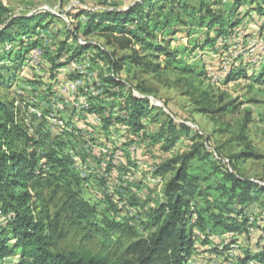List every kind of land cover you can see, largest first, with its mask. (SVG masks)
Masks as SVG:
<instances>
[{"label":"rangeland","instance_id":"1","mask_svg":"<svg viewBox=\"0 0 264 264\" xmlns=\"http://www.w3.org/2000/svg\"><path fill=\"white\" fill-rule=\"evenodd\" d=\"M133 1L0 0V26L17 17L36 15L31 27H39L28 35L13 28L0 38V95L15 101L30 135L46 137L47 147H55L57 154L67 156L71 164L64 179H52L51 186L43 191L50 215L57 216L54 248L61 253L87 250L111 263H116L131 243L148 239L154 233L151 214L165 202L164 189L174 174V170L165 172L163 167L190 153L195 142L197 153L189 171L201 178V186L222 180L221 172L214 169L216 162L245 179L264 184V75L260 76L264 53L261 37L252 32L256 25L264 24V18L252 12L240 29L223 37H216L213 28L207 36L215 39V45L206 46L208 28H201L196 19L198 0H153L154 11L149 19L153 38L148 41L154 46H166L172 57L168 62L165 57L159 58L161 65L168 63L161 72V81L128 63L122 64L118 74L121 83L115 87L106 82L110 63L103 51L114 61L128 52L107 46L103 51L97 50L104 41L99 29L83 35L92 21L86 15L123 11ZM227 1H218L215 11L227 13ZM231 17L226 15L225 19ZM198 42L201 46L197 48ZM81 43V50L77 51ZM151 54L154 51L142 53ZM61 63L62 67H58ZM204 67L212 71L209 80L200 77L206 71ZM231 67L240 69L238 78L228 82L225 74ZM184 68L194 73L187 75ZM52 72L55 81L50 79ZM70 85H74L73 90ZM187 91H193V98L207 93L215 109L226 107V111L221 116L197 113L185 96ZM132 95L143 99L148 109L144 127L137 133L115 120L119 117V103L131 106ZM167 112L192 129L193 140L192 135L184 136L170 148L162 136L152 139L168 123ZM108 120L112 123L106 127ZM240 153L246 157H236ZM83 155L87 156L84 162L80 158ZM107 167L110 170L105 172ZM45 172L47 179L51 177L49 169ZM210 191L212 198L219 196L218 191ZM190 201L199 212L203 200L198 192ZM83 205L94 210L81 213ZM258 206H252L254 215L250 222L262 214ZM260 222L262 226L264 220ZM252 228L250 237L258 233ZM187 230L195 237V249L187 264H232L237 246H231L226 254L215 255L212 243L201 244V232L191 221ZM222 242L221 248L228 240ZM9 245L12 248L14 242ZM11 254V259H17L18 249H12Z\"/></svg>","mask_w":264,"mask_h":264},{"label":"trees","instance_id":"2","mask_svg":"<svg viewBox=\"0 0 264 264\" xmlns=\"http://www.w3.org/2000/svg\"><path fill=\"white\" fill-rule=\"evenodd\" d=\"M152 1L135 0L123 11L94 12L86 15L87 19L91 18L92 21L86 26L83 35H91L94 29H99V36L104 41L103 46L100 45L97 50L103 51V47L107 46L120 52H128L118 61H114L110 59V54L103 51L104 58L110 63V75L106 79L108 84L120 86L118 74L124 63L139 69L144 75H152L161 81V72L168 63H165V66L161 65L159 58L165 57L168 62L172 55L166 46H154L148 41L153 38L149 33V19L154 11ZM160 1L172 3L183 0ZM218 1L220 0H214L213 5H208L205 0H198L199 5L195 10L199 26L208 28L205 39L203 38L206 46L215 45V39H209L207 36L211 34L213 28L216 37H223L230 31L240 29L242 21L252 12L257 17L264 18V0L262 2L228 0L227 13L221 9L215 11ZM226 15L233 17L227 20ZM36 20V15L11 19L6 25L0 26V38L13 28L28 35L31 30L39 28L31 27V23ZM253 29L259 36H264V24L256 25ZM200 46L201 42H198L197 48ZM81 47L82 43L78 44L77 51H80ZM149 50L154 51V54L142 55ZM150 59L152 61H149ZM57 66L62 67V63ZM239 69H232L226 73V80L229 82L238 78ZM182 71L187 75L194 73L193 70L186 68ZM209 73L212 71L206 68L204 75L200 77L209 80L211 79ZM51 74L53 75V72L50 73V79L55 81ZM262 75L264 70L260 76ZM185 96L190 98L199 114L221 116L226 111V107L215 109L207 93H201V97L193 98V91H187ZM130 101L131 106L126 102L119 103L117 115L119 117L115 120L123 122L130 131L137 133L144 127L143 120L148 116V109L143 105V99L132 95ZM164 105L168 107L167 103ZM18 109L19 107H15V101H9L0 95V264H187L195 249V237L191 230H187L189 221L200 230L199 237L203 246L212 243L215 255L226 254L231 250V246L235 245L239 250L231 260L232 264L264 262V224L260 226L262 223L260 220H264V184L245 179L216 162L217 166H214V169L221 172L222 180L211 186H201L203 184L201 178L189 171L197 153L194 152L198 148L196 142L190 153L176 157L163 167L165 172L174 170V174L164 189L165 202L151 214L155 231L148 239L141 238L131 243L116 263H111L106 257L94 255L87 250L70 253L56 251L54 243L58 228L57 216L50 215V205L43 191L44 188L51 186L52 179H64L71 164L67 156L57 154L55 147L50 149L47 147L46 137L41 139L36 137L37 134H29L25 120L19 117ZM171 114L167 112L168 123L162 125L152 139L162 136L164 144L170 148L184 136L192 135L190 139L193 140L195 134H192V129L186 123L176 121ZM247 122V120L244 122L243 130L246 129ZM111 123L112 121L108 120L105 126ZM236 157L242 158L246 155L240 153ZM80 158L84 162L87 156L83 155ZM231 159L232 157L229 161ZM107 168L105 172L110 170ZM46 169L52 173L48 179ZM211 189L218 191L219 196L212 198ZM196 192L203 200L199 212L195 204L189 202ZM255 203L259 204L258 211L263 215H256L255 219L251 218L253 222H250V217L254 215L251 212L254 208L252 206ZM93 210L94 207L83 205L80 212ZM251 227L258 231L254 237L249 236ZM207 238H210L211 242ZM225 239L228 243L221 248L219 245H223L222 241ZM11 242H14L12 248L9 245ZM12 249L19 251L15 260L11 259Z\"/></svg>","mask_w":264,"mask_h":264},{"label":"built area","instance_id":"3","mask_svg":"<svg viewBox=\"0 0 264 264\" xmlns=\"http://www.w3.org/2000/svg\"><path fill=\"white\" fill-rule=\"evenodd\" d=\"M260 41H262V50H261V53H264V37H261ZM78 70V69H77ZM79 73H80V70H78ZM81 74V73H80ZM70 88L73 90L74 88V85H70ZM238 248V247H236Z\"/></svg>","mask_w":264,"mask_h":264},{"label":"crops","instance_id":"4","mask_svg":"<svg viewBox=\"0 0 264 264\" xmlns=\"http://www.w3.org/2000/svg\"><path fill=\"white\" fill-rule=\"evenodd\" d=\"M227 2H229V1H227ZM249 16H250V15H249ZM247 18H249V17H247ZM247 18H246V19H247ZM252 32H253V34H255V35H256V37H257V38L264 37V36H259L258 34H256V32H255V31H252Z\"/></svg>","mask_w":264,"mask_h":264}]
</instances>
